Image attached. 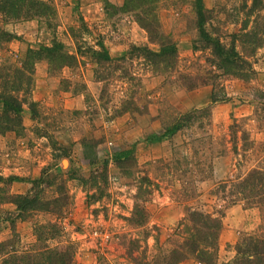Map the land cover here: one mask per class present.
Here are the masks:
<instances>
[{
	"label": "rangeland",
	"instance_id": "374dc122",
	"mask_svg": "<svg viewBox=\"0 0 264 264\" xmlns=\"http://www.w3.org/2000/svg\"><path fill=\"white\" fill-rule=\"evenodd\" d=\"M28 1L42 2V11L30 17L0 12V34L12 35L7 41L0 35V63L18 67L27 47L58 43L63 55H74L61 62L74 65L50 68L36 60L35 112L22 104L24 129L0 134V243L27 250L35 224L57 221L61 226L44 243L61 249L72 241V264L157 263L188 207L212 211L223 203L210 193L219 182L264 168V45L243 81L214 71L208 48H193L187 0H149L129 11L123 0H9L24 8ZM202 3L214 10L210 31L222 36L238 28L227 17L237 0ZM161 42L176 48L169 61L153 55ZM99 45L108 60H94ZM182 115L188 120L169 132ZM37 190L56 210L50 203L52 213L26 211L18 219L8 197ZM134 202L143 209L137 224L129 219ZM226 215L238 226L230 232L222 225L214 264H235L238 237L260 223L258 210L242 202Z\"/></svg>",
	"mask_w": 264,
	"mask_h": 264
},
{
	"label": "trees",
	"instance_id": "16d2710c",
	"mask_svg": "<svg viewBox=\"0 0 264 264\" xmlns=\"http://www.w3.org/2000/svg\"><path fill=\"white\" fill-rule=\"evenodd\" d=\"M0 12H7L12 17H30L34 12L43 9V3L39 1H28L25 8L16 2L1 0ZM149 0H123L126 11L137 9ZM153 1V0H152ZM226 0H223V4ZM237 6L231 7L227 17L228 22L238 23V28L226 35L219 36L212 26L207 25V20L211 16L213 9H205L202 0H187L190 4L189 10L194 17L196 28V38L193 48H208L210 53L207 61L214 66V71L223 76H230L246 81L253 74L252 59L256 50L264 45V0H237ZM232 10L234 13H232ZM147 30L150 26L146 25ZM209 28V29H208ZM4 40L11 39V33L2 32ZM0 34V35H1ZM58 43L38 45L35 48H26L20 59L19 66L0 63V134L6 131H15L20 134L24 129L21 123V105L26 103L31 114L35 112V103L30 99V92L33 83L34 62L45 59L50 68L57 66H73L74 61L63 63V56L72 58L74 55H63L59 51ZM156 57H161L164 62L173 58L176 51L172 43H159ZM95 61L108 60V55L102 45L99 51H92ZM11 66L14 70L10 71ZM156 66V65H155ZM217 75V74H216ZM211 100L214 96L211 94ZM189 117L182 115L180 119L171 125L167 130L173 132L183 126ZM235 123L229 125L231 129V139L234 141ZM70 161V160H69ZM68 167L66 171H68ZM16 177H7L12 181ZM39 178L31 180V183H38ZM223 203L212 211L204 212L196 207H188L185 216L174 226L166 241L170 244V249L158 257V262L154 264H175L185 259H193L200 264H214L217 250V239L222 227L221 218L224 210L236 202H242L244 209L256 208L260 215V223L253 232L242 233L234 244L235 264H264V168L260 166L251 167L242 176L232 180H223L210 191ZM138 198L137 195L134 196ZM58 201V199H56ZM67 196L63 194L61 204H66ZM8 202L15 207L16 216L21 219L26 214L34 210H43L52 213L56 210L54 200L47 199L42 195V190H37L30 195L27 192L22 194H11ZM51 203V210L48 211ZM60 204V205H61ZM48 206V207H47ZM143 209L137 202L133 204L131 211V223L141 221ZM53 222L45 224H35V240L31 247L24 251H15L11 244L0 243V264H72L75 246L72 241L66 240L63 247L58 249L50 247L44 243L45 239L52 238L58 230ZM12 224V218L9 219ZM59 223V222H58ZM7 246L9 247L7 249ZM139 264V263H137Z\"/></svg>",
	"mask_w": 264,
	"mask_h": 264
},
{
	"label": "crops",
	"instance_id": "0c3cea01",
	"mask_svg": "<svg viewBox=\"0 0 264 264\" xmlns=\"http://www.w3.org/2000/svg\"><path fill=\"white\" fill-rule=\"evenodd\" d=\"M65 163V160H64ZM221 223L223 225V230L229 229L230 232L234 231V228L238 226V219H233L232 217L229 218V215L224 216L221 218ZM228 231V230H227Z\"/></svg>",
	"mask_w": 264,
	"mask_h": 264
}]
</instances>
